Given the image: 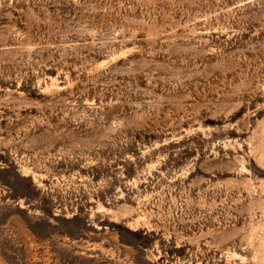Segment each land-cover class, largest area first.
<instances>
[{"label":"rangeland","instance_id":"1","mask_svg":"<svg viewBox=\"0 0 264 264\" xmlns=\"http://www.w3.org/2000/svg\"><path fill=\"white\" fill-rule=\"evenodd\" d=\"M0 264H264V0H0Z\"/></svg>","mask_w":264,"mask_h":264}]
</instances>
